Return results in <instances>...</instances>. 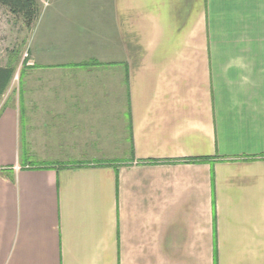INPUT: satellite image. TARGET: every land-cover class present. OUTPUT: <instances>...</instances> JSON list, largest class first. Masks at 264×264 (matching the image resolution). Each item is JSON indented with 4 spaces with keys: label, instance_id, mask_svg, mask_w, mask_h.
Returning <instances> with one entry per match:
<instances>
[{
    "label": "crops",
    "instance_id": "obj_1",
    "mask_svg": "<svg viewBox=\"0 0 264 264\" xmlns=\"http://www.w3.org/2000/svg\"><path fill=\"white\" fill-rule=\"evenodd\" d=\"M43 3L0 264H264V0Z\"/></svg>",
    "mask_w": 264,
    "mask_h": 264
},
{
    "label": "rangeland",
    "instance_id": "obj_2",
    "mask_svg": "<svg viewBox=\"0 0 264 264\" xmlns=\"http://www.w3.org/2000/svg\"><path fill=\"white\" fill-rule=\"evenodd\" d=\"M39 2L40 6L44 5L43 0H39ZM49 3L54 4L56 0H47V4ZM41 16L35 27L28 30L22 20L13 16L7 8L0 5V66L11 65L14 69L10 81L0 97V113L7 107L19 106L24 115L26 114V109L22 108V105L26 106L28 99L29 66L34 63L33 59L38 58L40 54V45H37L35 41L39 39L40 30H44L48 20L44 14ZM48 80L50 83V77ZM43 81L44 78L41 76V84Z\"/></svg>",
    "mask_w": 264,
    "mask_h": 264
},
{
    "label": "trees",
    "instance_id": "obj_3",
    "mask_svg": "<svg viewBox=\"0 0 264 264\" xmlns=\"http://www.w3.org/2000/svg\"><path fill=\"white\" fill-rule=\"evenodd\" d=\"M4 6L16 18L23 21L28 30L33 29L41 15L39 0H0ZM14 72L13 66H0V97L4 93Z\"/></svg>",
    "mask_w": 264,
    "mask_h": 264
},
{
    "label": "built area",
    "instance_id": "obj_4",
    "mask_svg": "<svg viewBox=\"0 0 264 264\" xmlns=\"http://www.w3.org/2000/svg\"><path fill=\"white\" fill-rule=\"evenodd\" d=\"M16 169L18 170V169H19V167H18V166H16Z\"/></svg>",
    "mask_w": 264,
    "mask_h": 264
}]
</instances>
